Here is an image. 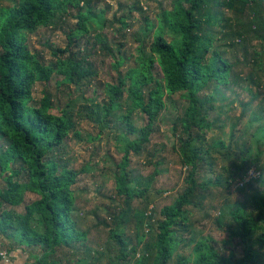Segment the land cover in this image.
<instances>
[{
  "label": "trees",
  "instance_id": "16d2710c",
  "mask_svg": "<svg viewBox=\"0 0 264 264\" xmlns=\"http://www.w3.org/2000/svg\"><path fill=\"white\" fill-rule=\"evenodd\" d=\"M87 1L16 0L12 6L0 7V142L3 143L0 176L6 175L3 177L6 189L0 192V232L17 241L23 253H26L25 249H40L34 264H53L51 258L54 255L65 256L84 241V233L75 228L70 217L73 204L70 188L88 169L83 166L74 171L61 163L60 157L68 135L78 136L72 117L66 111L51 115L52 105L46 94L37 105H31V102L34 85L48 83L53 74L67 87L77 86L93 77L94 71L85 60L86 55L82 54L85 49L80 40L92 31L102 30L104 19L102 12L97 16L91 13ZM183 1L178 0L172 11H162L157 17L149 45L151 57L140 56L134 60L132 68L122 75L117 74L115 85L105 86L106 100L98 113L88 111L84 115L99 130L108 127V119L116 120L122 126V133L116 137L120 158L113 176L115 196L123 203V209L115 217L118 224L128 217L131 201L144 200L145 194V190L134 187L130 179L129 154L137 155L148 143L155 124L166 110L165 97L178 98L186 104L182 117L176 122L181 135L177 154L181 165L188 170L186 187L172 205L159 210L160 219L155 221L151 242L144 243L140 249L142 260L151 258L149 264H166L170 259L177 244L174 229H186L188 209L196 208L208 195L206 186L210 181L199 183L205 173L203 165L208 164L211 168V151L228 150L220 140L202 150L204 133L211 131L217 123L213 118L214 104L223 101L219 89L234 82L245 84V80L253 84L252 73L256 70L264 76V0H186L188 8L182 6ZM72 9L76 10V22L65 35V46L49 49L53 62L44 64L42 57L28 48L26 35L63 19ZM143 22L148 31L153 30V24L147 18ZM120 24L125 27L123 22ZM215 27L221 30L223 48L233 52L235 48H241L245 69L240 76L234 75L237 65L230 64L220 52L212 51L214 40L208 32ZM93 39L95 44L104 43L97 34ZM255 39L259 44L253 46L251 42ZM120 64L121 60H118L110 68L117 70ZM205 91L211 95H202ZM135 111L145 120L139 130L130 121ZM243 113L245 116V110ZM254 116L253 124L258 126L251 138L260 144L264 140V115L261 118ZM249 169L250 165L242 160L233 178L223 183L224 187L235 180L244 181ZM258 174V178L242 182L238 191L252 190L253 183L264 185L261 173ZM216 178L217 184L221 182L219 176ZM25 194L35 195L38 200L26 206L23 215L3 209L4 206L19 207ZM263 203L264 198L260 199L258 207L253 202L255 210H259L258 215L246 213L244 204L230 212L231 225L227 231L241 244L262 231L253 243L242 247V258L224 259L210 245L199 240L193 248L194 263L255 264L264 258V252L254 249V245L264 247ZM153 216L141 214L139 220H135L134 242L108 230V238L117 251L113 257L116 264H129L134 258L138 245L145 238L143 226L151 230ZM2 262L0 255V264ZM174 264H189V260L177 255Z\"/></svg>",
  "mask_w": 264,
  "mask_h": 264
},
{
  "label": "rangeland",
  "instance_id": "374dc122",
  "mask_svg": "<svg viewBox=\"0 0 264 264\" xmlns=\"http://www.w3.org/2000/svg\"><path fill=\"white\" fill-rule=\"evenodd\" d=\"M15 1L0 0V7L12 6ZM177 1L88 0L87 7L91 13L97 16L102 12L104 19L102 30L92 31L80 40L82 49H85L82 54L86 55L85 60L94 71L93 77L77 86L67 87L60 83L59 76L53 74L48 83L37 82L33 87L31 105H37L46 94L52 105L49 111L51 115L66 111L72 117L74 131L78 136L75 138L70 134L65 139L63 153L60 156L61 163L74 171L83 166H87L88 169V172L75 179L74 185L70 188L73 195L70 217L75 223V228L84 233V241L81 246L78 244L75 249L69 250L65 256L54 255L51 258L53 264H116L113 257L117 251L115 244L108 238V230H114L134 242L135 220H139L141 214L144 217L154 214L153 220L150 221L151 230L143 226L145 238L142 244L138 245L134 258L128 260L129 264H149L151 258L142 260L140 249L144 243L151 242L155 221L160 219L159 210L172 205L186 187L188 170L181 165L177 154L180 146L178 137L181 135L176 125L177 120L183 115L186 104L178 98L167 96L164 98L166 110L155 124L148 143L137 155L129 154L127 170L134 187L145 190L144 200H132L129 204L128 217L116 224V214L123 209L121 199L115 196L113 181L116 173L115 164L120 158L116 137L120 132L122 133V126L118 121L108 119V127L99 130L84 116L88 111L98 113L100 106L106 100L105 86L115 85L117 74L122 75L127 69L132 68L134 60L138 57H151L149 45L151 34L157 24L156 19L162 11H172ZM182 6L188 8L186 0L183 1ZM84 7L83 3L82 9ZM79 8L81 9V2ZM75 12L76 10L72 9L63 19L26 35L28 48L33 53L39 54L44 64L53 62L49 49L65 46V35L75 26ZM145 18L153 24V30H147L143 22ZM120 21L125 24L124 28L121 27ZM254 21L257 23V18H254ZM220 32L219 27L212 28L208 32L214 40L212 51L220 52L230 64L237 65L234 75L240 76L245 69L241 48H235L234 52L223 48L220 43ZM95 34L101 37L103 45L94 43ZM256 44H259L258 39L251 42L253 46ZM118 60H121V64L117 70L110 68ZM154 69L157 73L156 65ZM252 80L253 84L245 80V84L234 82L228 84L226 88L219 89L223 101L214 104L213 118L217 123L211 131L204 133L202 150L209 149L213 142L218 140L222 141L225 149L228 150L211 151L210 155L213 159L211 168L208 164L203 165L205 173L199 178V183L210 181L206 186L208 195L198 202L196 208L188 209L186 229L180 227L174 229L176 231L174 241L177 244L166 264H174L177 255H183L188 258L189 264H195L193 248L199 240L210 245L222 258L231 257L232 261L239 260L244 255L242 247L249 246L262 232L253 234L246 244H241L227 231L231 225L232 210L244 204L246 213L258 215L259 210H255V206L257 204L259 206L260 199L264 198V185L261 184L253 183V189H246L244 193L238 191L242 182L247 183L251 179L258 178V172L264 179V140L257 144L251 138L258 126L253 124L254 114L259 115L260 118L264 115V76L256 70L252 73ZM210 92L205 91L202 95L208 96ZM244 110L245 116L242 115ZM99 116L101 117V113ZM130 121L136 130L145 125L144 117L137 111L131 114ZM2 145L3 143L0 142V151ZM242 160L250 165L248 179L235 180L225 188L223 183L233 178ZM206 161L209 163L208 158ZM203 175L206 176L202 179ZM5 176H0V192L6 189L3 181ZM217 176L221 180L218 184ZM37 200L38 197L35 195L25 194L23 203L19 207L4 206L3 209L16 215H23L25 207ZM256 248L260 253L264 252V247L254 245V249ZM25 250L30 259L36 261L40 256V249ZM21 252L22 249L17 241L5 237L0 232V255L6 254L10 261H14L16 253L20 256ZM255 264H264V258L259 259Z\"/></svg>",
  "mask_w": 264,
  "mask_h": 264
},
{
  "label": "crops",
  "instance_id": "0c3cea01",
  "mask_svg": "<svg viewBox=\"0 0 264 264\" xmlns=\"http://www.w3.org/2000/svg\"><path fill=\"white\" fill-rule=\"evenodd\" d=\"M16 259L14 261H10L7 263L2 262L1 264H34L35 260L34 259H30L27 257V252L24 254L21 252V255L19 256V254L16 253L15 255Z\"/></svg>",
  "mask_w": 264,
  "mask_h": 264
},
{
  "label": "built area",
  "instance_id": "2783aa9c",
  "mask_svg": "<svg viewBox=\"0 0 264 264\" xmlns=\"http://www.w3.org/2000/svg\"><path fill=\"white\" fill-rule=\"evenodd\" d=\"M246 180H247V179H246ZM1 257H2V261H3L4 263L9 262V259H8V257H7L6 254H1Z\"/></svg>",
  "mask_w": 264,
  "mask_h": 264
}]
</instances>
